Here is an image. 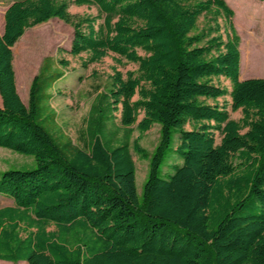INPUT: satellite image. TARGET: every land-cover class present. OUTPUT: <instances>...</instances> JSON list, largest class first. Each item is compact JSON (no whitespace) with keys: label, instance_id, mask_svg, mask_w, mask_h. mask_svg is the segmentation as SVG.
I'll return each mask as SVG.
<instances>
[{"label":"trees","instance_id":"1","mask_svg":"<svg viewBox=\"0 0 264 264\" xmlns=\"http://www.w3.org/2000/svg\"><path fill=\"white\" fill-rule=\"evenodd\" d=\"M70 4L94 5L98 13L73 18ZM233 14L225 0H16L7 7L0 31V145L34 155L36 165L0 174V192L15 201L0 207L1 259L264 264V77L239 76ZM201 16H209L207 24L195 30ZM51 18L72 25L69 52H87L83 65L109 52L118 63H137V73L114 67L110 86L95 95L86 147L69 136L58 139L39 117L43 84L58 79L67 60L45 57L27 102L17 90L13 46L26 27ZM46 60L55 68L48 73ZM219 76L230 88L213 81ZM226 94L232 110L242 109L239 119L226 105L206 101ZM139 109L141 131L160 124L152 152L132 138ZM131 148L149 160L140 196ZM169 151L181 162L165 176L161 164ZM77 226L90 232L89 240L70 244L60 237Z\"/></svg>","mask_w":264,"mask_h":264},{"label":"rangeland","instance_id":"2","mask_svg":"<svg viewBox=\"0 0 264 264\" xmlns=\"http://www.w3.org/2000/svg\"><path fill=\"white\" fill-rule=\"evenodd\" d=\"M16 0H0V30L4 29V15L7 7ZM71 1V0H65ZM192 3L197 0H185ZM232 8L234 14L232 22L239 35V44L241 51V69L240 78L249 76L264 77V0H225ZM68 11L73 18L84 16H95L98 11L94 5L77 6L70 4ZM209 16H201L198 19L195 30H200L207 24ZM98 19L97 22H101ZM221 32L224 34V20L219 18ZM73 35V27L58 18H51L43 23H37L25 28L24 33L18 38L14 49V67L16 72L17 90L24 102L28 99V90L33 76L39 71L45 57L55 58L59 63L60 59L67 60L66 66L56 68L63 71V74L51 83L43 84L39 104V117L41 123L50 132L54 133L59 139L70 137L73 142L86 147L88 131L86 129L87 116L91 102L98 92L106 90L111 83V75L114 67L120 69L125 75L127 70H133L137 73V63L127 61L122 58V63L115 59L116 54L109 52L95 62L83 65V60L87 57V52L79 54L69 52L70 41ZM241 41V42H240ZM138 52L143 54L141 49ZM55 68L51 60H46L44 71L46 73ZM245 72H248L246 74ZM245 75V76H243ZM213 81L230 88L229 79L219 76L213 77ZM49 85V86H48ZM137 93L132 97L137 98ZM206 101H217L226 105L230 117L239 119L242 116V109H231V98L228 94L222 95L217 99L207 98ZM2 97L0 95V104ZM143 116V110L139 109L136 122L133 124L132 138L137 137L139 143L149 152H152L160 139L158 122L145 131H141L136 123ZM115 123L119 124L118 114ZM192 123H186L185 128H189ZM243 128L242 130H245ZM59 134V135H57ZM220 135L216 132V141H219ZM178 139V133L173 134L171 146H175ZM132 156L135 161V184L137 193L140 196L143 182L146 178L149 160L139 157L131 148ZM173 162H181L175 153L169 151L162 164L161 174L168 175L173 171ZM36 165L35 157L32 154H26L16 151L10 147L0 145V174L7 168H32ZM13 199L12 196L0 192V205H4ZM49 228H53L50 226ZM90 232H83L79 226L69 232L61 231L60 237L67 243L73 244L77 241L89 240ZM4 252H10L7 247ZM10 261L12 264H28L26 260H3ZM25 262V263H24ZM2 263V262H0ZM11 264V263H2Z\"/></svg>","mask_w":264,"mask_h":264},{"label":"crops","instance_id":"3","mask_svg":"<svg viewBox=\"0 0 264 264\" xmlns=\"http://www.w3.org/2000/svg\"><path fill=\"white\" fill-rule=\"evenodd\" d=\"M1 32H2V30H0ZM246 74H248V72H245ZM243 76H245V75H243ZM250 77V76H249ZM242 78V77H241ZM244 78H246V77H244ZM15 204V201H14V198L13 199H9V202H7V203H5L4 205H14ZM4 205H0V207H2V206H4ZM50 226H54V224H52V223H50L49 225H48V228L50 227ZM49 229H52V228H49ZM3 260H6V259H1L0 258V262H2V263H5V262H7V263H11L12 264V262H10V261H3ZM2 263H0V264H2ZM25 263V262H24ZM26 264V263H25Z\"/></svg>","mask_w":264,"mask_h":264}]
</instances>
